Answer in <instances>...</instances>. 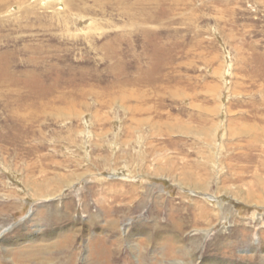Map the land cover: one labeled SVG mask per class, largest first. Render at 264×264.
<instances>
[{
  "label": "rangeland",
  "instance_id": "1",
  "mask_svg": "<svg viewBox=\"0 0 264 264\" xmlns=\"http://www.w3.org/2000/svg\"><path fill=\"white\" fill-rule=\"evenodd\" d=\"M0 264H264V0H0Z\"/></svg>",
  "mask_w": 264,
  "mask_h": 264
}]
</instances>
